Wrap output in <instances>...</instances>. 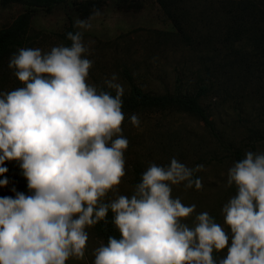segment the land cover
I'll return each mask as SVG.
<instances>
[{"label":"clouds","instance_id":"obj_1","mask_svg":"<svg viewBox=\"0 0 264 264\" xmlns=\"http://www.w3.org/2000/svg\"><path fill=\"white\" fill-rule=\"evenodd\" d=\"M66 38L69 46L20 48L8 61L23 87L0 91V165L17 161L29 194L12 188L14 196L0 197V264L80 259L86 227L108 212L119 238L96 247L92 264H264V152L246 150L228 168L235 195L221 208L222 224L207 212L191 226L183 222L195 205L170 196V184L200 189L193 173L203 165L189 168L174 157L167 166L150 164L131 196L105 202L124 175L123 86L115 73L104 81L115 95L87 83L92 61L82 33ZM129 120L139 124L134 113ZM7 182L0 178V187Z\"/></svg>","mask_w":264,"mask_h":264},{"label":"rangeland","instance_id":"obj_2","mask_svg":"<svg viewBox=\"0 0 264 264\" xmlns=\"http://www.w3.org/2000/svg\"><path fill=\"white\" fill-rule=\"evenodd\" d=\"M80 1L63 0L46 9L0 0V29L29 14L22 45L11 56L20 48H39L44 53L53 46H69L63 33L70 26L82 33L88 48L83 55L92 61L86 82L97 88L115 73L125 92L123 69L144 91L154 94L193 92L205 85L200 104L207 107L213 131L202 120L177 109L136 112L139 124L135 126L129 120L131 114L124 115L118 134L128 141L123 150L124 175L104 200L133 194L135 168L145 171L150 164L167 166L174 157L189 168L203 165L193 173L201 181L200 189L186 188L184 181L170 184V196L186 206L195 205L183 222L191 226L196 214L207 212L222 224L221 208L235 195V186L227 184V170L237 161L234 152L239 151L241 159L246 150L264 152L263 43L245 39L225 46L224 0H161L163 4L160 0H99V8L87 16L78 9ZM173 18L191 42L181 38ZM76 19L87 27H77ZM9 59L0 64V91L23 87L13 74L15 69L8 67ZM11 189L0 187V197L14 196ZM85 230L84 256L69 257L65 264H92L93 250L103 242L93 225ZM214 253L222 258L224 250Z\"/></svg>","mask_w":264,"mask_h":264},{"label":"trees","instance_id":"obj_3","mask_svg":"<svg viewBox=\"0 0 264 264\" xmlns=\"http://www.w3.org/2000/svg\"><path fill=\"white\" fill-rule=\"evenodd\" d=\"M2 2H24L31 6H44L46 9H50L52 5L59 3L63 0H1ZM99 0H81L78 4V9L83 16H87L91 11L98 9L100 6ZM163 4V2L160 0ZM222 7L225 9L227 15L228 24L224 37V44H232L237 41L247 39L248 41L259 45H264V0H224ZM228 8V9H227ZM169 16H172L169 12ZM174 25L179 31L181 38L184 41L191 42L189 35H187L180 24L175 18L172 19ZM29 21V14L16 18L9 26L0 29V64L5 63L7 59L11 57L13 51L22 45V35L26 30V26ZM76 31L72 27H68L63 33V40L65 44L70 45L71 41L66 38V33ZM245 40V41H247ZM123 78L126 82L127 89L121 96L122 105L121 111L124 115L140 111H164L168 109H177L187 112L190 115L202 120L211 131L214 130L212 121L209 117V113L206 106L200 104V98L206 92V86L200 85L193 92H181L175 90L173 93H150L144 91L139 86L128 70H122ZM99 90L109 92L111 95H115L114 89H109L106 86H100ZM237 161L241 159L239 151L234 152ZM7 171L0 174V178H6L7 183L5 186L12 188H18L24 190L29 194L27 189L26 178L21 175V170L17 161L12 163L5 162ZM141 169L135 168L133 183L136 185L140 182ZM106 202V201H105ZM111 212L106 214V217L94 226L95 231L101 238L104 244L107 243L109 236L119 238V233L115 226L111 223ZM214 259L220 257L216 253H212Z\"/></svg>","mask_w":264,"mask_h":264}]
</instances>
